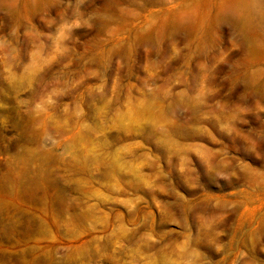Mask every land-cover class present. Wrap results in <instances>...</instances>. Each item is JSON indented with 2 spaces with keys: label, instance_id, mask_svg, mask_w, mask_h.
<instances>
[{
  "label": "rangeland",
  "instance_id": "rangeland-1",
  "mask_svg": "<svg viewBox=\"0 0 264 264\" xmlns=\"http://www.w3.org/2000/svg\"><path fill=\"white\" fill-rule=\"evenodd\" d=\"M0 264H264V0H0Z\"/></svg>",
  "mask_w": 264,
  "mask_h": 264
}]
</instances>
